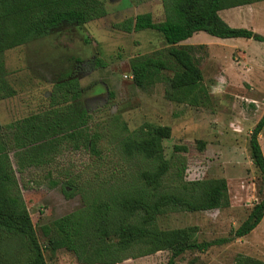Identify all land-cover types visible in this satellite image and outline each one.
Listing matches in <instances>:
<instances>
[{"label":"trees","instance_id":"trees-1","mask_svg":"<svg viewBox=\"0 0 264 264\" xmlns=\"http://www.w3.org/2000/svg\"><path fill=\"white\" fill-rule=\"evenodd\" d=\"M262 0H160L163 20L153 22L141 13L112 24L122 33L150 30L164 48L133 57L129 77L137 88L164 85L163 98L176 104L200 107L208 102L201 71L193 57L195 47L180 42L197 32L219 39L264 37L245 28H231L218 16L226 9ZM105 15L99 0H0V100L14 95L4 79L2 53L46 36L60 26H83ZM104 64L95 60L94 68ZM81 87L74 78L53 84L45 106L28 116L0 125V264H46L43 249L79 254L85 264H116L128 249L139 246L140 256L168 252L165 264L186 251L204 252L249 234L264 213V159L257 137L264 127V111L248 137L249 157L257 169L262 195L230 238L195 242V227L161 230L158 216L173 212H201L228 206L224 179L173 181L162 154L167 126L144 123L116 145L106 140L103 122L96 121L81 102ZM83 152L86 160L78 174L60 180L65 198L79 195L82 208L40 227V246L22 202L15 173L50 165L63 152ZM15 169L12 167L10 156ZM150 167L140 169L137 161ZM58 183L51 182V186ZM106 187L113 194L103 192ZM103 192V193H102ZM90 252L91 255L85 253ZM135 257V256H132ZM188 264H199L195 259ZM234 264H264L236 256Z\"/></svg>","mask_w":264,"mask_h":264},{"label":"rangeland","instance_id":"rangeland-1","mask_svg":"<svg viewBox=\"0 0 264 264\" xmlns=\"http://www.w3.org/2000/svg\"><path fill=\"white\" fill-rule=\"evenodd\" d=\"M99 1L104 4V16L80 27L60 26L2 53L4 79L14 95L0 100V125L43 108L53 84L74 78L82 90V105L94 120L103 122L110 145H116L144 123L167 126L170 135L161 145L171 180L224 179L227 207L165 213L156 218V227L169 230L193 226V240L198 243L230 238L262 195L259 173L249 157L248 137L264 111V44L250 39H219L202 32L193 34L188 43L204 45L195 47L193 57L201 71L208 102L200 107L176 104L163 98L162 83L137 88L128 78L129 61L163 49L161 37L150 30L126 34L112 29V24L141 13H149L153 22L162 21L160 0ZM247 8L260 13L255 15L253 11L250 19ZM218 16L225 23L229 18L232 28H245L264 37V4L222 10ZM95 60L104 66L94 68ZM257 142L264 159V127ZM85 160L83 152H63L50 165L27 168L21 175L15 173L41 247L45 244L42 225L81 210L80 196L65 198L60 180L78 174ZM137 163L140 169L150 167L144 160ZM55 181L58 184L51 186ZM106 188L102 191L110 194L111 189H116ZM140 252L141 248L134 246L123 253L130 258L116 264H165L168 257L166 251L145 256L138 255ZM42 253L46 264H85L79 254L63 249L50 252L44 248ZM88 254L91 255L88 252L85 256ZM240 255L264 262V213L246 236L201 253L186 251L174 264H188L193 259L199 264H234Z\"/></svg>","mask_w":264,"mask_h":264},{"label":"crops","instance_id":"crops-1","mask_svg":"<svg viewBox=\"0 0 264 264\" xmlns=\"http://www.w3.org/2000/svg\"><path fill=\"white\" fill-rule=\"evenodd\" d=\"M255 4H257V6H259L260 4H264V0L259 1V2H256ZM245 6H246V5H245ZM247 6H248V5H247ZM241 7H242V6H240V7H235V8H231L230 10H234V9L237 10V8H241ZM253 7L255 8V6H253ZM254 8H247L248 11H249V13H250L248 18H250V19L253 18V16H254V12H253V11L256 10V9H254ZM218 13H220V12H218ZM258 13H260V12H257V13H256V11H255V15L258 14ZM239 16H240L239 18L241 19L240 22H242V21H243V20H242L243 17H241V15H239ZM227 18H228V17H227ZM227 18H226V19H227ZM244 20H246V19H244ZM229 22H230V21H229V18H228V20H226V23L229 24V27H230V23H229ZM245 22H246V21H245ZM247 24H250V22L247 23ZM231 28H232V27H231ZM247 28H251V27H249V25H248ZM256 34H257V33H256ZM258 35H259V34H258ZM262 37H263V36H262ZM189 39H190V38H188V39H186V40L180 42V44H181V45H197V44H189V43H188V42H189Z\"/></svg>","mask_w":264,"mask_h":264},{"label":"flooded vegetation","instance_id":"flooded-vegetation-1","mask_svg":"<svg viewBox=\"0 0 264 264\" xmlns=\"http://www.w3.org/2000/svg\"><path fill=\"white\" fill-rule=\"evenodd\" d=\"M95 99V98H94Z\"/></svg>","mask_w":264,"mask_h":264}]
</instances>
